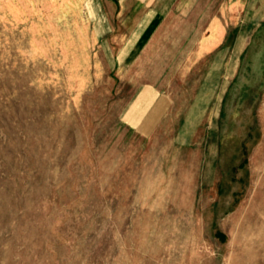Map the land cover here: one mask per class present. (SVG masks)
<instances>
[{"label": "rangeland", "instance_id": "rangeland-1", "mask_svg": "<svg viewBox=\"0 0 264 264\" xmlns=\"http://www.w3.org/2000/svg\"><path fill=\"white\" fill-rule=\"evenodd\" d=\"M0 264H264V0H0Z\"/></svg>", "mask_w": 264, "mask_h": 264}]
</instances>
